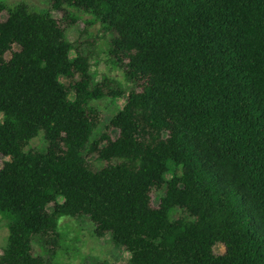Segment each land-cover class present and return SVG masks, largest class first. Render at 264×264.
<instances>
[{"label":"trees","instance_id":"1","mask_svg":"<svg viewBox=\"0 0 264 264\" xmlns=\"http://www.w3.org/2000/svg\"><path fill=\"white\" fill-rule=\"evenodd\" d=\"M51 7L62 19L0 1V264H53L64 216L87 217L129 252L122 264H264V0ZM67 7L111 35L112 63L137 88L95 79ZM124 94L112 139L90 103ZM40 132L46 148L25 150Z\"/></svg>","mask_w":264,"mask_h":264},{"label":"rangeland","instance_id":"2","mask_svg":"<svg viewBox=\"0 0 264 264\" xmlns=\"http://www.w3.org/2000/svg\"><path fill=\"white\" fill-rule=\"evenodd\" d=\"M7 4L13 5L18 2H25L30 8L34 10H50L54 17L62 19L63 12L54 10L51 7V0H0ZM78 20L75 23H64L68 40L71 42L78 41L80 47L92 54V73L97 81H100L104 76L117 80L125 88H137L132 86L125 80L123 70L114 66L110 55L108 53V43L110 40L109 34L103 35L100 30L99 23L88 25L87 21L92 20V16L81 10L73 7H67ZM5 14L1 15L4 19ZM17 48L16 46L14 47ZM74 51H71V57L74 56ZM6 58L10 57L9 53H6ZM61 81L65 84L69 83L67 78L61 77ZM74 95H71L73 98ZM127 100V94L120 97H105L98 100H93L90 104L97 108L100 119L98 122L99 132L105 131L109 136L114 139L118 135L117 130L113 128H106L109 118L117 111L122 109ZM3 115L0 112V121H2ZM47 146L46 140L43 137V132H40L35 138H33L25 147L28 149L44 150ZM9 160L8 157L0 154V168L4 163ZM88 162L94 168H100L105 165L104 161L95 160V156L91 155L88 158ZM170 175H167L169 178ZM155 192L151 194L152 204L157 205ZM48 209L52 210L53 205H49ZM59 230L61 232V238L58 248L56 249L54 263L53 264H102L107 262L108 264H122L125 263L129 257V252L123 248H117L113 245L109 236L98 237L94 234V224L87 217H67L60 218ZM8 220L0 214V253L2 247L6 245L8 239ZM34 252L40 253V246L38 243L33 244ZM225 248L221 244L215 246L216 253H223Z\"/></svg>","mask_w":264,"mask_h":264}]
</instances>
